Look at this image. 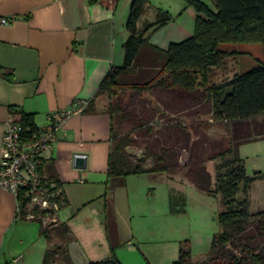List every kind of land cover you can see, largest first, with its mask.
Returning <instances> with one entry per match:
<instances>
[{"label":"trees","instance_id":"16d2710c","mask_svg":"<svg viewBox=\"0 0 264 264\" xmlns=\"http://www.w3.org/2000/svg\"><path fill=\"white\" fill-rule=\"evenodd\" d=\"M147 2L130 1L125 22L128 35L122 44L123 61L110 67L94 95L97 97L106 91L109 95L116 94L111 90L117 87L130 92V102L124 101L122 95L104 110L110 117L111 135L102 224L110 254L86 264H122L115 256L119 233L114 192L125 186L128 175L160 172L172 178L183 172L198 190L221 196L217 215L219 230L213 234L208 252L192 261L189 247L184 243L173 264H264V208L254 213L248 208L250 185L256 179L264 182V173L256 170L253 176H248L239 155L243 143L264 139V62L259 61L248 70L219 82L208 81L212 68L218 67L227 56L237 54L235 50L221 48L220 44L258 43L264 53V0H210L212 7L202 0H185L196 13L193 33L181 41L170 42L165 49L150 43L145 34L152 26L157 29L170 20L165 10L157 7L155 22L137 26ZM146 91L159 98L156 106H149L139 96ZM160 104L163 110L157 107ZM92 106V101H88L84 111L91 110ZM199 106L206 109L203 115H210L213 122L230 128L231 137H210L202 129L201 117L194 119L200 116L201 112L196 109ZM16 114L25 130L23 135L27 136V132L29 136L37 127L33 116L21 111ZM252 120H257V124L252 125ZM123 123H130V129L121 134L119 127ZM192 129L201 131V137L194 138ZM134 130L147 138L139 156L126 151L134 144L126 133ZM193 146L200 150L198 154L196 149L192 150ZM184 155V162L180 163ZM208 160L215 161L213 182L205 166ZM147 161L150 166H146ZM40 172L46 183L45 195L52 206L32 204L29 197L20 194L16 219L39 224L38 234L47 242L41 264H52L56 259L60 264H74L68 250L74 236L68 224L57 218L67 199L53 165L43 160ZM185 207L184 193L170 186L169 213L185 212ZM27 214L33 217L26 218ZM46 219L50 221L44 223Z\"/></svg>","mask_w":264,"mask_h":264},{"label":"crops","instance_id":"0c3cea01","mask_svg":"<svg viewBox=\"0 0 264 264\" xmlns=\"http://www.w3.org/2000/svg\"><path fill=\"white\" fill-rule=\"evenodd\" d=\"M130 1L0 0V18L10 19L9 24H0V158L2 134L10 113L31 114L35 126L41 127L49 113L70 109L76 98L93 103L91 110H83L66 120L51 148L44 153V161L53 165L67 199V205L58 211V220L66 222L72 232L69 220H61L60 213L64 219L73 218L72 225L81 222L87 233L98 239L83 248L72 232L74 239L68 250L74 264L101 260L110 254L105 231L101 239V230H104L102 197L108 186L111 125L109 115L96 105L94 95L110 67L123 61ZM202 1L212 7L210 0ZM154 3L157 5L149 4L148 0L137 26L155 22L157 7L165 10L170 20L157 29L152 26L147 30L150 43L165 49L170 42L181 41L193 33L196 14L193 6L185 0ZM228 48L237 54L227 56L218 67L212 68L213 72H219L221 80L264 62L263 48L258 43L232 44ZM76 155L85 157L84 167L74 165ZM170 186H174L173 182L166 184V201L162 198L157 208L156 205L148 208L152 211L151 221L170 219ZM142 211L140 214L144 215ZM23 221L16 219L15 197L0 188V264L24 259L25 251L19 246L29 240L24 235ZM34 230L32 227V233ZM35 235L38 236V230ZM43 247L44 243L39 241L29 259L40 260ZM116 253L122 257L120 251Z\"/></svg>","mask_w":264,"mask_h":264},{"label":"rangeland","instance_id":"374dc122","mask_svg":"<svg viewBox=\"0 0 264 264\" xmlns=\"http://www.w3.org/2000/svg\"><path fill=\"white\" fill-rule=\"evenodd\" d=\"M156 1L158 0H149V4L157 5V3H154ZM230 45L232 44H220V47L229 49L228 46ZM258 45L261 47V44ZM218 73V71H211L208 81L219 82L221 79ZM111 91H115L116 94L109 95L108 91H106L95 97V103L100 109L107 110L110 104L114 103L122 95L124 101L130 102L128 100L130 92L127 89L120 90V88L115 87ZM139 96L149 106H156L157 99H159L156 94L153 95L149 91L142 92ZM194 101L196 102L197 99ZM157 107L162 110L164 108L162 104ZM196 109L201 113H199L200 116L196 115L194 119L196 120L201 117L202 129L208 132L210 137L226 135L227 137H231L230 128H226L223 123L213 122L210 115H203L206 110H204V107L199 106ZM137 111H139V108ZM251 124L256 125L257 120H252ZM119 128L121 134L125 133L130 129V123H123ZM191 131L194 138L201 137V134H199L201 131L198 130L199 132H197L196 129H192ZM126 134L130 135L134 142L133 145L126 148V151L132 156H139L143 151L147 138L142 137L137 130ZM193 149L196 148L193 146ZM198 152L200 150L196 149L195 153L198 154ZM239 155L243 159L244 168L248 176H253L256 170L264 173V139L243 143L239 147ZM184 158L185 155L181 157L179 162L183 163ZM146 166H150L148 161ZM205 166L213 182L215 177V161L208 160ZM176 174L173 178L165 172L132 174L127 179L126 185L116 191L114 212L118 226L119 245L115 249V256L122 264H143L145 261H148L150 264H173L177 259L180 245L184 243L189 247L192 261H196L208 252L212 236L219 230L217 215L221 209V196L219 193L212 195L198 190L183 176V172ZM169 182H173L175 188L184 193L186 197L185 212L168 214L170 219L151 221L153 220L152 211L148 210V208H151L153 205H156L157 208L162 198L166 201V184ZM248 194V208L251 213L264 208V182L262 180H254L250 185ZM236 196L239 198L241 191ZM138 207L140 210H143L144 215L140 214V210L137 211ZM63 216L60 213L61 220H69L75 239L81 247L84 248L85 244L89 241L91 243L98 242V239L95 240L94 235L87 233L85 225L81 222L72 225L73 218L64 219ZM49 221L50 219H46L44 223ZM22 223L25 224L24 235H26L29 241L27 244L19 246L25 251L24 259L15 261L12 264H41L43 252L40 260L34 261L29 259L31 251L39 241L44 243L42 250H45V246H47V242L43 236L39 234L38 236L35 235V232L37 233L39 229V224L31 220L23 221ZM32 227L35 228L33 233L31 231ZM101 231V239H103L104 230L102 229ZM116 250L120 251L122 257L119 258L117 256ZM52 264H60V262L56 259Z\"/></svg>","mask_w":264,"mask_h":264},{"label":"built area","instance_id":"2783aa9c","mask_svg":"<svg viewBox=\"0 0 264 264\" xmlns=\"http://www.w3.org/2000/svg\"><path fill=\"white\" fill-rule=\"evenodd\" d=\"M10 19L1 17L0 24H9ZM88 104L87 100L76 98L70 109L51 112L47 122L36 127L28 136L18 122V114L10 113L2 134V152L0 158V188L9 191L16 199V215L20 211V194L29 197L32 204L41 207L52 206L45 195L43 176L40 172L44 153L51 148L59 129L73 114L82 112ZM28 131V130H27ZM51 186L55 184L49 182ZM57 208L56 205H53ZM27 214L26 218H32Z\"/></svg>","mask_w":264,"mask_h":264},{"label":"water","instance_id":"95a60500","mask_svg":"<svg viewBox=\"0 0 264 264\" xmlns=\"http://www.w3.org/2000/svg\"><path fill=\"white\" fill-rule=\"evenodd\" d=\"M74 165L76 167H84V165H85V157L84 156H80V155L74 156Z\"/></svg>","mask_w":264,"mask_h":264}]
</instances>
